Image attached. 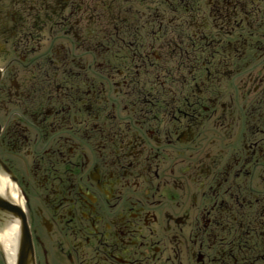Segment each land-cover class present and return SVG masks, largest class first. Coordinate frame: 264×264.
Returning a JSON list of instances; mask_svg holds the SVG:
<instances>
[{
	"label": "flooded vegetation",
	"instance_id": "obj_1",
	"mask_svg": "<svg viewBox=\"0 0 264 264\" xmlns=\"http://www.w3.org/2000/svg\"><path fill=\"white\" fill-rule=\"evenodd\" d=\"M253 178L264 0H0V264H264Z\"/></svg>",
	"mask_w": 264,
	"mask_h": 264
},
{
	"label": "rangeland",
	"instance_id": "obj_2",
	"mask_svg": "<svg viewBox=\"0 0 264 264\" xmlns=\"http://www.w3.org/2000/svg\"><path fill=\"white\" fill-rule=\"evenodd\" d=\"M261 175H262V173H261ZM251 184H252V186H254L253 187V189H262V185H264V181H257V178H253L252 179V182H251Z\"/></svg>",
	"mask_w": 264,
	"mask_h": 264
}]
</instances>
